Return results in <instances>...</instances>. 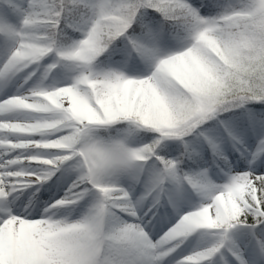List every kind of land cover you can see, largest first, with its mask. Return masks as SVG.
<instances>
[{
    "label": "snow or ice",
    "instance_id": "snow-or-ice-1",
    "mask_svg": "<svg viewBox=\"0 0 264 264\" xmlns=\"http://www.w3.org/2000/svg\"><path fill=\"white\" fill-rule=\"evenodd\" d=\"M0 264H264V0H0Z\"/></svg>",
    "mask_w": 264,
    "mask_h": 264
}]
</instances>
